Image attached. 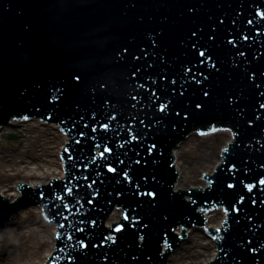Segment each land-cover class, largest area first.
Instances as JSON below:
<instances>
[{
	"label": "bare ground",
	"instance_id": "obj_1",
	"mask_svg": "<svg viewBox=\"0 0 264 264\" xmlns=\"http://www.w3.org/2000/svg\"><path fill=\"white\" fill-rule=\"evenodd\" d=\"M9 131L20 136L8 150L0 146V193L13 201L19 195L16 181L39 186L48 184L53 177H64L61 149L68 136L54 123L45 124L39 119L31 124L16 122L14 127L0 131V144L4 141L2 135ZM19 214L22 216L16 226L6 228L12 240L0 253V264H44L55 248V225L43 220L41 207L26 208Z\"/></svg>",
	"mask_w": 264,
	"mask_h": 264
},
{
	"label": "water",
	"instance_id": "obj_2",
	"mask_svg": "<svg viewBox=\"0 0 264 264\" xmlns=\"http://www.w3.org/2000/svg\"><path fill=\"white\" fill-rule=\"evenodd\" d=\"M31 122L32 121L29 123L31 124ZM231 138L232 135L230 131H223L202 138L194 135L190 137L186 143H183L182 146L174 152L176 163L180 170V179L176 185L177 188L187 189L191 186H205L206 182L201 180L202 173L206 171L212 173L215 168V163L220 161V146L223 145L224 141L230 140ZM31 185L34 188L38 187L35 186V184ZM0 194L4 196L3 193ZM7 198H9V195ZM119 216L120 212L115 211L112 218L107 221V224L115 220L118 221ZM206 217L209 219L207 226L214 228L221 225L225 218V214L222 209H219L208 213ZM13 224L14 221L12 220L11 226L8 228H13ZM4 231H6V229L2 232ZM189 231H191V229ZM217 246L218 244L204 232H197V230H194L191 236H189L188 241L182 243L170 256V264H205L217 255Z\"/></svg>",
	"mask_w": 264,
	"mask_h": 264
},
{
	"label": "snow or ice",
	"instance_id": "obj_3",
	"mask_svg": "<svg viewBox=\"0 0 264 264\" xmlns=\"http://www.w3.org/2000/svg\"><path fill=\"white\" fill-rule=\"evenodd\" d=\"M190 11H194V9H190ZM257 15H261V14H260V13H257ZM262 18H264V17H262ZM221 23H223V21H221ZM249 23H251V21H249ZM196 35H197L196 31H192V32H191V36L195 37ZM213 39H214V37H213ZM227 42H228L229 44H232V43H233L232 40H228ZM191 47H192L193 49H196V45H195V44H193ZM125 51H127V49H125ZM198 57H199V58H205V57H207L208 59H211V56H210L208 53H206L205 51H198ZM135 59H139V57H135ZM201 62H202V59H201ZM188 71L191 72L192 69L189 68ZM74 79H75L77 82H79V81L81 80V77H80L79 75H76V76L74 77ZM173 83H175V81H173ZM181 95H183V93H181ZM203 96H204V97H208V96H209V93H208L207 91H204V92H203ZM194 106H195V108H197V109L203 107V105H202L201 103H199V102H197ZM261 107H264V105H261ZM160 110H161V111H164L165 109L162 107ZM176 115L179 116V115H181V114H180L179 112H177ZM185 118H187V117H185ZM24 119H28V117H24ZM103 127H104L105 129H107L108 126L105 124V125H103ZM92 131H96V129L94 128V129H92ZM134 139H136V138L134 137ZM156 148H157V145H156L155 143H153V144L149 145L148 148H147L146 150H147L148 152L151 153V152H152L154 149H156ZM106 153H111V148H109V147H104L103 150H102L101 153H100L101 158H104ZM119 163L123 164V161H119ZM135 163L139 164L140 161H139V160H136ZM233 167H235V166L233 165ZM107 171L110 172V173H113V174H116V173H117V169H116L115 167H113L111 164H108V165H107ZM229 171H231V169H229ZM121 172H122V174H123V177H124L125 179H127V178H128V173H127V172H123V170H121ZM145 179H147V177H145ZM93 183H95V181H93ZM258 183H259L260 185H264V179H260V180L258 181ZM90 186H91V185H89V187H90ZM137 187H139V185H137ZM227 187H228L229 189H232V188H234L235 186H234L233 184H231V183H228V184H227ZM246 187H247L248 191H252L254 186H253V185H246ZM68 191L71 192V189H69ZM143 195L149 196V197H151L153 200H154V199L156 198V196H157V194H156L155 192H146V193H143ZM89 202H91V201H89ZM240 202H241V203L243 202V197H241ZM261 202L264 203V201H261ZM253 203H255V201H253ZM236 211H239V209H236ZM125 219H128V217L125 216ZM93 224H95V222H93ZM109 227H111V226H109ZM123 227H124L123 224H121V225L115 227L114 231L117 232V233H119V232L123 231ZM81 231H83V230L81 229ZM103 239L108 240V241H111L113 244H115V243L117 242L116 239H115L112 235H107V236H105ZM139 239H140L141 241H143L145 238H144V236H140ZM81 247H87V245L84 244V243L82 242V243H81ZM253 251H255V249H253ZM133 259L135 260V259H137V258H136V257H133Z\"/></svg>",
	"mask_w": 264,
	"mask_h": 264
},
{
	"label": "rangeland",
	"instance_id": "obj_4",
	"mask_svg": "<svg viewBox=\"0 0 264 264\" xmlns=\"http://www.w3.org/2000/svg\"><path fill=\"white\" fill-rule=\"evenodd\" d=\"M19 136H20L19 134H17L16 132H13V131L7 133L6 135H3L2 138H3L4 141L0 144L1 148L4 149V150H8V148L10 146V143L11 142H16L19 139ZM15 179H17V178H15ZM21 212L22 211L18 212V217H16L17 215L15 216L16 221H14L13 227L16 226L17 220L20 219V217L22 216L21 214H19ZM11 240H12L11 233L9 234L6 231L5 234H4V241L0 244V253H2L4 251V249L9 246L8 244H9V242Z\"/></svg>",
	"mask_w": 264,
	"mask_h": 264
}]
</instances>
